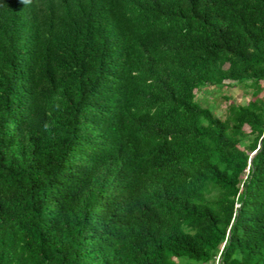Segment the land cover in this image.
Returning a JSON list of instances; mask_svg holds the SVG:
<instances>
[{
    "label": "trees",
    "instance_id": "16d2710c",
    "mask_svg": "<svg viewBox=\"0 0 264 264\" xmlns=\"http://www.w3.org/2000/svg\"><path fill=\"white\" fill-rule=\"evenodd\" d=\"M263 92L264 0H0V264H264Z\"/></svg>",
    "mask_w": 264,
    "mask_h": 264
},
{
    "label": "rangeland",
    "instance_id": "374dc122",
    "mask_svg": "<svg viewBox=\"0 0 264 264\" xmlns=\"http://www.w3.org/2000/svg\"><path fill=\"white\" fill-rule=\"evenodd\" d=\"M262 96H264V92ZM250 98L251 96L238 86L211 87L196 92V100L201 105L210 106L216 115L222 119L226 118L230 104L245 105ZM246 130L249 132L248 128Z\"/></svg>",
    "mask_w": 264,
    "mask_h": 264
},
{
    "label": "water",
    "instance_id": "95a60500",
    "mask_svg": "<svg viewBox=\"0 0 264 264\" xmlns=\"http://www.w3.org/2000/svg\"><path fill=\"white\" fill-rule=\"evenodd\" d=\"M255 154V153H254Z\"/></svg>",
    "mask_w": 264,
    "mask_h": 264
}]
</instances>
